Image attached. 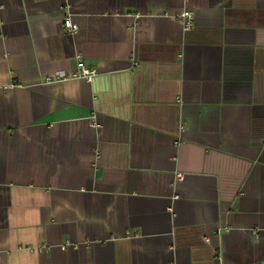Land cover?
Returning <instances> with one entry per match:
<instances>
[{
	"label": "crops",
	"instance_id": "1",
	"mask_svg": "<svg viewBox=\"0 0 264 264\" xmlns=\"http://www.w3.org/2000/svg\"><path fill=\"white\" fill-rule=\"evenodd\" d=\"M0 264H264V0H0Z\"/></svg>",
	"mask_w": 264,
	"mask_h": 264
},
{
	"label": "built area",
	"instance_id": "2",
	"mask_svg": "<svg viewBox=\"0 0 264 264\" xmlns=\"http://www.w3.org/2000/svg\"><path fill=\"white\" fill-rule=\"evenodd\" d=\"M180 18L182 19L183 27L185 31H189L194 27V14L191 11L185 10L181 14ZM64 25H65L67 32L71 34H77L78 26L74 24L72 17L70 15L66 17L64 21ZM77 59H78V63H77L76 69L72 70L69 75L63 78V80H86V81L91 82L96 76V70L88 67L85 64V62L82 60L81 56H77ZM134 65L136 67L139 66V64L136 62L134 63ZM46 81L53 82L54 80L48 78ZM178 178L182 179L183 174H178ZM86 244L92 245L93 242L88 241L86 242ZM81 245H82L81 243H72L70 241H66L60 245V249L62 251H66L69 247H72L73 249L78 250L81 248Z\"/></svg>",
	"mask_w": 264,
	"mask_h": 264
}]
</instances>
